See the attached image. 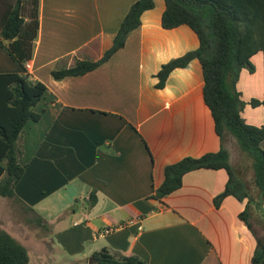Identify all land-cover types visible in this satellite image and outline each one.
<instances>
[{"label":"crops","instance_id":"crops-1","mask_svg":"<svg viewBox=\"0 0 264 264\" xmlns=\"http://www.w3.org/2000/svg\"><path fill=\"white\" fill-rule=\"evenodd\" d=\"M135 1L40 0L33 58L23 67L0 45V73L28 72L47 86L35 107L40 120L25 126L26 170L15 201L40 221L64 219L55 238L77 264H98L93 254L105 247L147 264H251L256 238L239 218L246 200L228 196L215 204L228 181L225 169L190 171L179 189L161 200L153 196L166 166L222 146L199 59L156 86L164 63L200 43L186 24L162 26L165 0H154L125 46L98 68L52 75L77 59H100ZM255 58L254 73L243 68L237 84L247 102L264 99L263 52ZM242 115L261 126L264 104L247 103ZM92 191L96 201L78 216ZM19 226L2 227L12 234Z\"/></svg>","mask_w":264,"mask_h":264},{"label":"trees","instance_id":"trees-1","mask_svg":"<svg viewBox=\"0 0 264 264\" xmlns=\"http://www.w3.org/2000/svg\"><path fill=\"white\" fill-rule=\"evenodd\" d=\"M162 26L172 29L188 25L199 38V47L164 63L157 87L165 86L170 73L199 59L203 68L204 100L211 110L221 149L200 157L187 156L165 168V179L156 188L154 198L179 189L183 177L190 171L209 168L225 169L228 181L215 198L219 206L223 199L234 196L246 200L239 218L256 238L251 264H264V124L248 123L242 113L247 103L256 107L264 100H243L237 88L243 68L255 71L251 61L259 51L264 55V0H165ZM155 6L154 0H137L129 8L113 43L98 60L77 59L71 66L52 71L55 79L80 76L98 68L122 49L129 35L141 25V16ZM40 0H0V45L19 64L33 58L39 34ZM47 86L32 79L30 73H0V197L18 198L15 186L26 165L23 154L25 126L39 121L42 113L35 107L45 96ZM234 138L248 164V171L231 161L228 143ZM88 201L95 202L91 192ZM31 208V207H30ZM98 264H147L137 255H118L108 248L93 254ZM27 248L0 225V264H29Z\"/></svg>","mask_w":264,"mask_h":264},{"label":"rangeland","instance_id":"rangeland-1","mask_svg":"<svg viewBox=\"0 0 264 264\" xmlns=\"http://www.w3.org/2000/svg\"><path fill=\"white\" fill-rule=\"evenodd\" d=\"M260 55L262 54L260 53ZM252 63L257 65L258 58H255ZM255 86L258 88L257 80ZM241 96L243 98V95ZM255 98L259 99L258 97ZM228 148L231 153V161L237 167L242 168V170L246 169L248 171V164L243 158L240 147L234 138H231L229 141ZM90 204L91 201L88 204L82 205L77 215H81ZM23 210L22 207L17 205L15 198L0 197V221L6 224L2 226L9 228L13 224L20 225V231L14 228L12 234H15L14 236H16L17 240L27 248L31 264H77L60 252L59 247L61 246L55 238L57 229L65 223L64 219L47 222L42 219L40 221L36 214L30 213L28 210Z\"/></svg>","mask_w":264,"mask_h":264}]
</instances>
